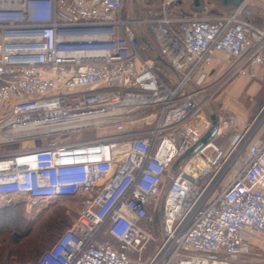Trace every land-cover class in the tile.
I'll return each mask as SVG.
<instances>
[{
  "label": "built area",
  "instance_id": "built-area-1",
  "mask_svg": "<svg viewBox=\"0 0 264 264\" xmlns=\"http://www.w3.org/2000/svg\"><path fill=\"white\" fill-rule=\"evenodd\" d=\"M126 1L0 0V207L80 198L32 264H244L264 253V126L247 145L252 123L229 147L193 149L213 126L198 100L205 65L257 79L264 26L247 0L219 14L147 0L136 18ZM163 191V237L146 255Z\"/></svg>",
  "mask_w": 264,
  "mask_h": 264
},
{
  "label": "rangeland",
  "instance_id": "rangeland-1",
  "mask_svg": "<svg viewBox=\"0 0 264 264\" xmlns=\"http://www.w3.org/2000/svg\"><path fill=\"white\" fill-rule=\"evenodd\" d=\"M203 1L207 5L208 12L212 14L224 13L233 9L230 6L222 5L217 0ZM190 4V0H179L174 4L171 12L172 14L176 12L188 13L191 11ZM147 5V0H127L124 6V14L135 18L141 17L145 14ZM246 7L250 12L248 14L249 18L264 26V0H247ZM140 31L148 36V30L144 26H141ZM148 38L154 48L147 55L153 58L155 54H159V51L154 46L151 36H148ZM155 64L165 75H170L172 81L176 79L172 69L167 65L160 62ZM226 67L212 69L205 80V90L199 95L198 99L202 103L201 118L210 119L212 123L214 119H217L218 125L224 124L221 126L226 127L225 135L237 130H244L250 123L252 124L249 126V132L253 129L261 128V126H264V75H262V78L258 77L255 80H250L241 74L228 77L230 71ZM256 83H261L262 88L253 94L248 90ZM192 86L194 85H189L188 89ZM238 101L243 103L245 108L241 112L244 115L247 114V118L245 121L234 125L229 120L233 112L228 107V103L237 105ZM84 136L87 135H82L81 137ZM73 138L75 139L77 136H73ZM29 144L28 140L17 141L4 147V149L25 148ZM246 149L247 147L241 148L240 155L242 157L245 156ZM186 158L187 156L178 158L171 165L170 170L175 171L184 165ZM164 194L163 191L155 205L156 210L151 225L152 241L148 246L149 251H147L146 255L160 243L163 237L164 228L161 208L164 202ZM17 200L19 199L10 203L13 204L10 205L12 213L16 216L13 218L12 224L0 226V249L6 247L7 253L9 251V255L5 253L2 255L3 258L0 260V264H32L43 251L50 248L63 230L71 226L80 202V198L68 197L58 201L40 202L37 204L26 201L18 206L15 204ZM238 259L244 264H264V253L254 250L252 254L239 257Z\"/></svg>",
  "mask_w": 264,
  "mask_h": 264
},
{
  "label": "crops",
  "instance_id": "crops-1",
  "mask_svg": "<svg viewBox=\"0 0 264 264\" xmlns=\"http://www.w3.org/2000/svg\"><path fill=\"white\" fill-rule=\"evenodd\" d=\"M249 13L250 12L247 9V14H249ZM125 15H127V14H125ZM136 29L138 31H140L141 27L140 26H136ZM148 36H150V35H148ZM148 36L146 35L147 40L149 39ZM152 50H153V48L152 49L149 48L148 52L149 51L151 52ZM157 55L158 54H155L154 58L158 57ZM160 63H162V61H160ZM226 66H228V65L222 64L219 61L215 60L211 64L205 65L204 68L206 69V71H207V73L209 75V73H210V71L212 69H216L218 67H222L223 68V67H226ZM226 68L228 69L229 67H226ZM255 69H256V71L258 73V77L262 78V75H264V69L261 68V67H256ZM192 88H193V86L190 89H192ZM260 88H262V84L261 83H256L255 85L250 87L248 91L253 93V94H255V92L258 91ZM228 107H230L232 112H233V114L230 116V119H229L231 124L235 125V124H237L239 122L245 121V119L247 118V114L244 115V114H242L243 112H241V110L243 108H245L241 101H238L237 105L235 103H231V105L228 103ZM216 120L214 119V121H213V123H216V126H217L216 133L212 134V131H213V127H212V129L210 131L204 132L201 142L202 141L206 142L208 140H212L215 144H217L220 147H229L230 144H231V141L233 140V138L235 136V134L238 131H240V130L234 131L233 133L230 132L229 134L225 135V128L226 127L221 126V125H224V124L218 125L217 124L218 122ZM226 124H228V123H226ZM254 133H255L254 130L247 133L246 138H248V139H247L246 145L249 142H252L254 140ZM235 260L238 261L239 259L235 257ZM238 262H240V261H238Z\"/></svg>",
  "mask_w": 264,
  "mask_h": 264
},
{
  "label": "water",
  "instance_id": "water-1",
  "mask_svg": "<svg viewBox=\"0 0 264 264\" xmlns=\"http://www.w3.org/2000/svg\"><path fill=\"white\" fill-rule=\"evenodd\" d=\"M191 4H190V8L191 10L195 11V12H205L207 11V5L203 0H190ZM219 2H221L222 5L224 6H230L231 8H235L238 7L242 4H244L246 2V0H217ZM247 11V9H246ZM213 131L212 134H215L217 131V126L216 123H213ZM207 142V141H206ZM205 142L202 141L200 142V144H198L193 151L197 150L200 146H202Z\"/></svg>",
  "mask_w": 264,
  "mask_h": 264
},
{
  "label": "trees",
  "instance_id": "trees-1",
  "mask_svg": "<svg viewBox=\"0 0 264 264\" xmlns=\"http://www.w3.org/2000/svg\"><path fill=\"white\" fill-rule=\"evenodd\" d=\"M246 16H247V18H249V16H248V14H247V11H246ZM65 198H68V197H65ZM65 198H62V199H65ZM14 200H16V199H14ZM58 200H61V199H55V200H53V201H58ZM14 201H12V202H10V203H13ZM26 201L25 200H17L16 202H15V204H17L18 206L19 205H21V204H23V203H25ZM51 202V201H50ZM10 203H6V204H4V205H2L1 207H0V226H6V225H9V224H12L11 222H12V220H13V218H15L16 216L12 213V207H10V205H13V204H10ZM14 208V207H13ZM73 223V222H72ZM72 225V224H71ZM32 228V227H31ZM29 230H31V229H29ZM64 231V230H63ZM62 231V232H63ZM61 232V233H62ZM28 233V232H27ZM27 233H25V234H27ZM60 233V234H61ZM59 234V235H60ZM58 235V236H59ZM58 238V237H57ZM56 238V239H57ZM56 241V240H55ZM54 241V242H55ZM2 256H0V260H2Z\"/></svg>",
  "mask_w": 264,
  "mask_h": 264
},
{
  "label": "flooded vegetation",
  "instance_id": "flooded-vegetation-1",
  "mask_svg": "<svg viewBox=\"0 0 264 264\" xmlns=\"http://www.w3.org/2000/svg\"><path fill=\"white\" fill-rule=\"evenodd\" d=\"M4 253H5L6 255H7V254L9 255V251H8V253H7V251H6V247H3V248L0 249V256H2Z\"/></svg>",
  "mask_w": 264,
  "mask_h": 264
}]
</instances>
